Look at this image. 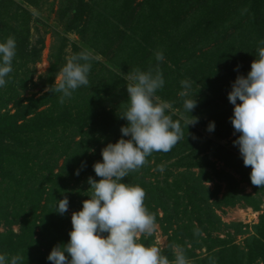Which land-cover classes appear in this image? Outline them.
<instances>
[{"label":"trees","instance_id":"16d2710c","mask_svg":"<svg viewBox=\"0 0 264 264\" xmlns=\"http://www.w3.org/2000/svg\"><path fill=\"white\" fill-rule=\"evenodd\" d=\"M42 1L0 0V42L13 37L16 44L12 72L0 88V254L19 255L23 264H51L50 250L69 239L71 213L91 195L84 188L88 178L98 180L92 165L101 162V149L121 138L119 129L126 126L119 118L127 100L123 76L158 64L164 86L155 95L171 104L169 114L182 125L191 117L197 122L186 127L185 139L171 151L152 153L121 182L145 192L144 204L166 236L162 255L170 261L173 245H179L189 264H264V208L242 248L228 233L220 238L225 226L215 214L236 206L259 211L264 197V187L251 185V168L243 166L238 148L218 143L234 132L227 101L231 83L247 74L264 39V0H64L66 31L102 60L91 61L88 86L63 103L53 85L63 65L61 53L52 59L47 83L27 89L41 52L30 43L28 7ZM80 51L73 46V54ZM157 51L162 62L155 59ZM183 80L191 83L189 95L196 100L191 117L178 95ZM209 122L215 125L212 132L206 130ZM211 160L251 185L252 194L240 192L235 179ZM213 181L225 184L220 199L218 185L211 191L204 184ZM64 197L68 210L60 215L53 206ZM228 227L235 234L246 230L240 224ZM152 241L151 236L138 239L146 246ZM200 250L202 256L195 254Z\"/></svg>","mask_w":264,"mask_h":264},{"label":"clouds","instance_id":"9594fccd","mask_svg":"<svg viewBox=\"0 0 264 264\" xmlns=\"http://www.w3.org/2000/svg\"><path fill=\"white\" fill-rule=\"evenodd\" d=\"M258 45L261 46L256 48L250 70L231 83L227 101L232 105L229 122L234 133H239L233 146L238 148L243 166L251 168V185L264 187V39ZM15 54L13 37L0 42V88L6 85V77L12 72ZM154 56L157 62L164 59L160 51ZM93 59L89 51L82 50L66 60L55 88L61 93L60 103L71 98L81 86H88ZM123 79L127 81V100L119 118L127 122L126 126L119 129L121 138L101 149V162L92 165L100 179L88 178L91 195L82 201L79 211L71 213L69 239L50 250L46 259L51 264H189L179 245H173L174 260L170 261L162 255L160 247L138 242V237L153 234L155 218L144 204L143 189L121 181L145 165L152 153H167L185 139L186 127L197 122L189 115L196 106L194 95H189L191 83L180 82L182 91L178 95L184 97L182 107L191 117L182 125L180 119L169 114L171 104L155 95L164 86L158 64L146 71L134 69ZM214 127V122H209L206 130L212 132ZM156 170L162 172L163 167ZM56 202L53 211L63 215L68 210L67 197ZM0 264H23V261L19 255L0 254Z\"/></svg>","mask_w":264,"mask_h":264},{"label":"rangeland","instance_id":"374dc122","mask_svg":"<svg viewBox=\"0 0 264 264\" xmlns=\"http://www.w3.org/2000/svg\"><path fill=\"white\" fill-rule=\"evenodd\" d=\"M19 1V0H16ZM64 8V0H43L39 3L37 7H28V10L31 12L33 22L31 24L30 31V43L32 46H36L37 49H40V60L39 62L32 67L31 83L27 86L29 90H38L48 81V69L52 63L53 57H57L61 53L63 60V65L66 60L73 55V46L79 47L82 50L89 51L92 56L98 60H102L94 52L88 49L85 43L75 35L74 33L68 32L65 29L66 18H62ZM35 23L45 26V29L42 30V27H37ZM42 42V44H40ZM61 48H63L61 50ZM62 65V66H63ZM61 66V68H62ZM60 70V69H59ZM59 82V72L53 79V85L55 86ZM48 91V88H46ZM44 89V92H46ZM10 108V106H9ZM237 133H232L231 136L226 140H218L220 145H225L227 148L235 147L231 140ZM210 138L213 136L209 135ZM216 140V139H215ZM215 164L217 170H223L224 172L231 175L237 185V189L240 190L244 195L252 194L253 187L246 183L239 182V176H237L231 169H226L222 166L220 162L211 160ZM152 172V170H151ZM159 173V180L162 179L163 171ZM100 178L98 177V180ZM153 179V178H151ZM206 188L211 191L214 190L215 185H218V198L220 199L223 193L225 192V184L219 182L204 183ZM76 189L80 188V185L75 186ZM86 190H89V185L87 184L84 187ZM213 200H210V203ZM264 208V197L261 199L259 211H254L248 207L236 206L233 208H223L220 211L215 210V214L219 217L221 223L225 226L222 231L223 233L219 234L220 238H224V235L227 233L232 235L233 244L237 245L239 248L245 247L244 241L252 235V226L256 225L259 221V216L262 214ZM240 224L246 226V230L243 234H235L236 229L229 228V225ZM12 230L14 233L18 232V227L13 226ZM3 231V228L0 227V232ZM141 237V236H140ZM138 237V239L140 238ZM145 237V236H144ZM152 245L158 246L162 249L166 247V236L162 233L158 225H155L153 234ZM195 254L202 256L203 250L196 251Z\"/></svg>","mask_w":264,"mask_h":264}]
</instances>
